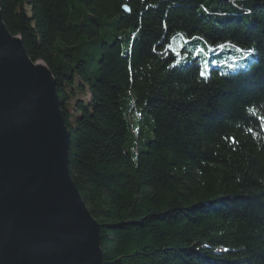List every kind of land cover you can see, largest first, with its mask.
Returning <instances> with one entry per match:
<instances>
[{"label": "trees", "instance_id": "obj_1", "mask_svg": "<svg viewBox=\"0 0 264 264\" xmlns=\"http://www.w3.org/2000/svg\"><path fill=\"white\" fill-rule=\"evenodd\" d=\"M0 9L56 80L71 177L101 226L104 264H264V0ZM177 36L221 64L206 75L197 58L177 64ZM228 62L247 65L226 72Z\"/></svg>", "mask_w": 264, "mask_h": 264}, {"label": "water", "instance_id": "obj_2", "mask_svg": "<svg viewBox=\"0 0 264 264\" xmlns=\"http://www.w3.org/2000/svg\"><path fill=\"white\" fill-rule=\"evenodd\" d=\"M70 149L51 70L30 59L0 10V264H104Z\"/></svg>", "mask_w": 264, "mask_h": 264}, {"label": "rangeland", "instance_id": "obj_3", "mask_svg": "<svg viewBox=\"0 0 264 264\" xmlns=\"http://www.w3.org/2000/svg\"><path fill=\"white\" fill-rule=\"evenodd\" d=\"M1 10V9H0ZM2 13V12H1ZM196 39H183L182 36L173 37L170 40V48L177 56V64H188L197 58L201 67V73L206 75L210 66L220 65L219 57H213L214 49ZM227 49H234V45H227ZM247 62H228L222 65L226 72H234L245 68Z\"/></svg>", "mask_w": 264, "mask_h": 264}, {"label": "bare ground", "instance_id": "obj_4", "mask_svg": "<svg viewBox=\"0 0 264 264\" xmlns=\"http://www.w3.org/2000/svg\"><path fill=\"white\" fill-rule=\"evenodd\" d=\"M15 37H19V36H15ZM21 38V37H20ZM21 40H22V38H21ZM31 59V58H30ZM34 62V61H33ZM39 62H41V61H39ZM34 63H36V62H34ZM43 63V62H42ZM59 99L61 100V97L59 96Z\"/></svg>", "mask_w": 264, "mask_h": 264}, {"label": "snow or ice", "instance_id": "obj_5", "mask_svg": "<svg viewBox=\"0 0 264 264\" xmlns=\"http://www.w3.org/2000/svg\"><path fill=\"white\" fill-rule=\"evenodd\" d=\"M262 119H264V117H262Z\"/></svg>", "mask_w": 264, "mask_h": 264}]
</instances>
